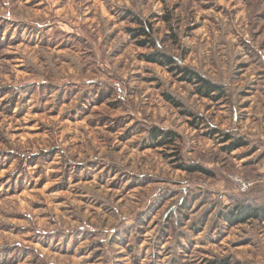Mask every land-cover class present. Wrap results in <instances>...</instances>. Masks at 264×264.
Here are the masks:
<instances>
[{"label":"rangeland","instance_id":"374dc122","mask_svg":"<svg viewBox=\"0 0 264 264\" xmlns=\"http://www.w3.org/2000/svg\"><path fill=\"white\" fill-rule=\"evenodd\" d=\"M240 206H264V0H0V264H264Z\"/></svg>","mask_w":264,"mask_h":264},{"label":"trees","instance_id":"16d2710c","mask_svg":"<svg viewBox=\"0 0 264 264\" xmlns=\"http://www.w3.org/2000/svg\"><path fill=\"white\" fill-rule=\"evenodd\" d=\"M148 33L145 30H141V34L140 35H147ZM133 36H135V34H132ZM148 62H152V63H158L161 64L162 66H166L171 68V70H173V61L170 57L161 54V53H155V54H151L150 56L146 57ZM175 69L177 68V70L179 71V73L182 75L183 79L186 80L189 83H197L198 84V92L200 94H202L203 96L206 97H211L213 95V93L215 92H219V87H217L216 85L210 83L207 80H204L203 78L199 77L196 73H194L193 71L183 67V68H178V67H174ZM220 96V95H218ZM167 99H169L170 102L173 103V101L166 96ZM162 132H157L155 133L154 136L156 135H162ZM163 140L160 144L163 143H169L171 142L173 139V134L171 133H167L163 135ZM235 145V144H234ZM233 147V146H232ZM232 147L228 148L231 149ZM227 218L231 221L234 222V220H240L241 222L249 219V218H255V219H264V206L261 207H251V206H240L239 207V211L236 210V213H230L229 216H227ZM210 264H227V262L222 261L220 263H210Z\"/></svg>","mask_w":264,"mask_h":264},{"label":"built area","instance_id":"2783aa9c","mask_svg":"<svg viewBox=\"0 0 264 264\" xmlns=\"http://www.w3.org/2000/svg\"><path fill=\"white\" fill-rule=\"evenodd\" d=\"M236 182L241 192L247 190V183L245 181H243L242 179H236Z\"/></svg>","mask_w":264,"mask_h":264}]
</instances>
